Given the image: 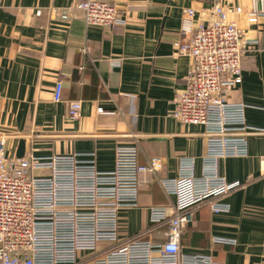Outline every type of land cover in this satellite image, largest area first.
<instances>
[{
  "label": "crops",
  "instance_id": "1",
  "mask_svg": "<svg viewBox=\"0 0 264 264\" xmlns=\"http://www.w3.org/2000/svg\"><path fill=\"white\" fill-rule=\"evenodd\" d=\"M80 1L0 0V136H9L10 156L26 139V155L95 152L104 170L114 167L120 144H136L141 163L162 158L161 171L140 175V205L120 215L121 235L130 237L148 229L151 207L174 206L160 180L178 176L181 158L194 157L195 174H202L205 126L172 116L191 64L174 44L181 39L183 9H195V23H206L215 0H102L128 5L114 27L88 25ZM223 2L243 8L231 19L243 39L258 40L244 49L243 81L228 98L247 104L248 124L264 128V13L249 21L253 10L264 11V0ZM59 81L62 100L56 101ZM74 100L82 101L77 120L69 116ZM247 140L248 156L220 161L221 175L242 184L222 198L230 211L193 207L182 235L186 252L226 264L264 263V135L250 133ZM213 237L236 243L217 244Z\"/></svg>",
  "mask_w": 264,
  "mask_h": 264
},
{
  "label": "built area",
  "instance_id": "2",
  "mask_svg": "<svg viewBox=\"0 0 264 264\" xmlns=\"http://www.w3.org/2000/svg\"><path fill=\"white\" fill-rule=\"evenodd\" d=\"M77 8L88 25L114 27L123 22L128 5L82 0ZM242 12L240 6L215 0L211 18L195 23L196 10L183 9L181 39L174 45L191 64L172 116L181 123L204 125L208 151L201 176L195 174V158L183 157L178 176L160 180L175 204L151 207L150 226L143 233L122 237L120 215L140 205V175L161 171L162 158L141 163L136 144H120L114 167L104 170L95 152L10 156L9 136H0V264H226L210 254L186 252L182 235L193 221V207L230 211L222 198L242 184L221 175L220 161L248 156L247 135H264V128L248 124L247 104L228 98L243 81L244 49L258 43L243 39L231 19ZM260 12L264 13L253 10L249 21L258 22ZM62 91L59 81L56 101L62 100ZM81 110V100L70 102L72 120L80 117ZM98 111L104 113L102 108ZM212 240L236 243L222 237Z\"/></svg>",
  "mask_w": 264,
  "mask_h": 264
},
{
  "label": "water",
  "instance_id": "3",
  "mask_svg": "<svg viewBox=\"0 0 264 264\" xmlns=\"http://www.w3.org/2000/svg\"><path fill=\"white\" fill-rule=\"evenodd\" d=\"M26 146H27L26 139H21L19 141V145L16 151L17 158H23L26 155Z\"/></svg>",
  "mask_w": 264,
  "mask_h": 264
},
{
  "label": "rangeland",
  "instance_id": "4",
  "mask_svg": "<svg viewBox=\"0 0 264 264\" xmlns=\"http://www.w3.org/2000/svg\"><path fill=\"white\" fill-rule=\"evenodd\" d=\"M145 217L143 216V219H144Z\"/></svg>",
  "mask_w": 264,
  "mask_h": 264
}]
</instances>
